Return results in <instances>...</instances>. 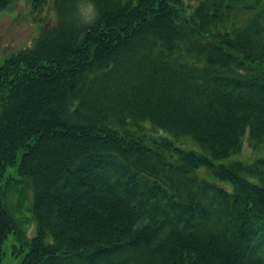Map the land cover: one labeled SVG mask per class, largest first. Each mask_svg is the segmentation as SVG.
<instances>
[{"label":"trees","instance_id":"1","mask_svg":"<svg viewBox=\"0 0 264 264\" xmlns=\"http://www.w3.org/2000/svg\"><path fill=\"white\" fill-rule=\"evenodd\" d=\"M75 2L0 65V264H264V0Z\"/></svg>","mask_w":264,"mask_h":264},{"label":"rangeland","instance_id":"2","mask_svg":"<svg viewBox=\"0 0 264 264\" xmlns=\"http://www.w3.org/2000/svg\"><path fill=\"white\" fill-rule=\"evenodd\" d=\"M185 6L194 7L202 0H181ZM55 23V15L52 11V0H48L47 3L39 11H33L32 0H16L8 9L0 11V65L9 56L17 53L18 51L30 47L34 39L38 36L41 29L52 26ZM147 132L149 135L157 138H171L175 142V146L180 147L187 151H194L200 153L199 147L189 138H181L175 140L169 134L162 131H154L148 125ZM264 156V150H255L248 144V133L242 140L240 151L230 157L228 160L216 162L215 165L223 164L227 165L232 162H243L246 164L251 163L258 157ZM15 169L7 171L5 177H12L17 179ZM198 175L207 178L210 176L208 171L201 169ZM217 185L226 189L228 192H232V185L226 182H217ZM23 211L22 216L25 217V222L28 224L25 227V235L28 239L36 234V223L28 212V206L31 201V189L25 188L23 191ZM12 199V198H11ZM11 202V200H10ZM18 244L14 240L13 235L9 234L5 239L2 246V264H21L22 256H15L13 254V248Z\"/></svg>","mask_w":264,"mask_h":264},{"label":"clouds","instance_id":"3","mask_svg":"<svg viewBox=\"0 0 264 264\" xmlns=\"http://www.w3.org/2000/svg\"><path fill=\"white\" fill-rule=\"evenodd\" d=\"M74 18L78 27L90 28L100 19V10L94 0H76Z\"/></svg>","mask_w":264,"mask_h":264}]
</instances>
